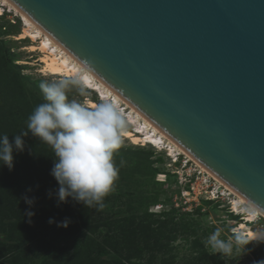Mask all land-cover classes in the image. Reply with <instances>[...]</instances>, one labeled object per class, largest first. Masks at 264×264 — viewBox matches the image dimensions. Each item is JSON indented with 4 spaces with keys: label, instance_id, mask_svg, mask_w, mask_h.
Returning a JSON list of instances; mask_svg holds the SVG:
<instances>
[{
    "label": "water",
    "instance_id": "obj_1",
    "mask_svg": "<svg viewBox=\"0 0 264 264\" xmlns=\"http://www.w3.org/2000/svg\"><path fill=\"white\" fill-rule=\"evenodd\" d=\"M5 1L264 213V0Z\"/></svg>",
    "mask_w": 264,
    "mask_h": 264
},
{
    "label": "trees",
    "instance_id": "obj_2",
    "mask_svg": "<svg viewBox=\"0 0 264 264\" xmlns=\"http://www.w3.org/2000/svg\"><path fill=\"white\" fill-rule=\"evenodd\" d=\"M8 55L0 41V134L11 140L26 130L28 116L42 101L23 86ZM25 144L23 152L14 153L11 171L0 167V264H174L171 217L177 210L149 213L143 198L112 211L108 196L103 210L86 208L71 197L57 207L55 197L48 196L59 187L50 174L51 148L31 136ZM26 196L34 198L32 206ZM29 211L34 215L29 217ZM65 220L67 228L57 226Z\"/></svg>",
    "mask_w": 264,
    "mask_h": 264
},
{
    "label": "clouds",
    "instance_id": "obj_3",
    "mask_svg": "<svg viewBox=\"0 0 264 264\" xmlns=\"http://www.w3.org/2000/svg\"><path fill=\"white\" fill-rule=\"evenodd\" d=\"M39 89L42 102L28 116L26 130L11 136V140L7 133L0 134V167L6 166L11 171L14 153L23 152L25 138L31 136L52 150L54 163L50 174L59 187L49 190L48 196L55 197L57 207L71 197L86 208L103 210L104 199L115 191L120 167L125 164L120 160L118 166L115 161L127 129L124 115L111 99L91 108L78 100L77 95L85 94L84 81L79 75L42 79ZM25 201L29 206L34 204V198L26 196ZM27 215L31 217L34 213L29 211ZM49 223L54 221L50 219ZM68 224L65 220L57 226L67 228ZM223 232L221 227H216L202 241L209 255L241 258L251 251L248 245L264 244V226L253 231L233 227L227 236ZM255 264H264V260Z\"/></svg>",
    "mask_w": 264,
    "mask_h": 264
},
{
    "label": "rangeland",
    "instance_id": "obj_4",
    "mask_svg": "<svg viewBox=\"0 0 264 264\" xmlns=\"http://www.w3.org/2000/svg\"><path fill=\"white\" fill-rule=\"evenodd\" d=\"M19 18V15L13 13H3V16L0 17V41L8 50V58L11 57L14 60V64L17 66L14 70L21 77L23 86L42 101V94L39 89L40 81L62 77L40 73L42 54L37 49L30 50L28 48L36 44H32L29 39H17L21 31ZM76 98L85 105L87 100L94 101L96 104L101 102L95 93L86 90L83 96L77 95ZM127 129L130 130L129 127ZM177 158L178 161L172 163V159L167 157L163 151L158 152L149 146L133 145L129 140L123 138L122 147L116 153L115 161L118 166L120 160H124L125 164L120 167L115 191L108 195L112 202L109 203L112 211L119 208L125 210L127 204L141 201L143 198H147L143 208H146L149 213L171 208L177 210L171 217L175 240L171 245L170 256L174 258V264H186L193 257H199L203 260L199 259L198 264H255L258 259L264 260V244H257L256 242L248 245L251 251L241 258L238 256L222 258L220 254L215 256L208 254L202 241L216 227H221L224 230L223 235L227 236L230 235V229L235 226V223H245V221H243L242 215L235 217L230 213L232 211L230 198L225 196L223 193L225 186L220 183H216L219 187V190L215 191L218 198H213V202L204 200L203 197L196 198L192 194H183L184 187L180 185L174 172L178 174L183 171V166L180 164L183 159L186 160V156L181 155ZM188 168L190 169L188 171L192 172L191 174L194 173L195 169L198 170L192 161H189ZM199 174L198 170L194 179L198 182L202 179L200 177H207L205 174ZM163 175H166V181H158L165 180ZM233 213L237 214L236 212ZM247 225L252 230L264 226V218L261 217Z\"/></svg>",
    "mask_w": 264,
    "mask_h": 264
},
{
    "label": "bare ground",
    "instance_id": "obj_5",
    "mask_svg": "<svg viewBox=\"0 0 264 264\" xmlns=\"http://www.w3.org/2000/svg\"><path fill=\"white\" fill-rule=\"evenodd\" d=\"M3 13H13L20 16L19 20L21 22V31L17 36V39H29L32 44H36L31 45L28 48L30 50L37 49L42 54V56L40 57V62L42 63L41 69L39 70L40 73L55 77L79 75L82 78L83 76L87 75L90 78L91 86L88 83L84 82L86 91L95 93L100 101L111 99L115 104L119 106L120 111L127 121V127L130 128V130L126 129V131L124 132V139L129 140L133 145L143 147L149 146L158 152L163 151L167 157L172 159V163L178 161V156L185 155L182 151L176 148L165 136L158 132L150 123H148L130 106H128L121 98H119L115 93L108 89L91 72L85 69L79 62L68 55L65 51H63L56 43H54L49 37H47L19 11H17L5 0H0V14ZM86 105L91 108L95 107L97 104L94 101L87 100ZM187 159L189 161H192L188 156H186V160ZM196 166L202 172L212 177L197 164ZM215 181L217 182V184H219L217 180ZM218 188L219 187H217L216 190ZM223 193L225 194V196H229L230 198L229 201L232 212H236L237 214L239 213L240 215H242L243 221H245V223H235V226L233 227L238 228L242 231H253L247 224L258 220L261 217H264L247 202L232 194L226 187H224Z\"/></svg>",
    "mask_w": 264,
    "mask_h": 264
},
{
    "label": "built area",
    "instance_id": "obj_6",
    "mask_svg": "<svg viewBox=\"0 0 264 264\" xmlns=\"http://www.w3.org/2000/svg\"><path fill=\"white\" fill-rule=\"evenodd\" d=\"M3 14H0V17H2ZM12 22V21H11ZM186 160L183 159L181 161V164L180 166H183L182 168V172L181 173H176L174 172L176 175H177V179H178V182L180 183L181 186L184 187V190H183V194L187 195H194L196 198L197 197H203L204 200H207V201H214V200H209V199H212V198H218L217 196V193H215L216 191V188L218 187L216 185V181L208 176L207 174L203 173L199 168V175H202V174H205L207 175V177H200L202 178L200 182L194 180L195 179V176H196V173H198V170H194V173L191 174L192 172L191 171H188L190 170L189 168L187 169V166L189 164V161L187 163H185ZM187 169V170H186ZM158 176H160L158 174ZM165 178V180H158V181H161V182H164L166 181V175H163ZM196 181V183H195ZM217 186V187H216ZM219 190V188L217 189Z\"/></svg>",
    "mask_w": 264,
    "mask_h": 264
},
{
    "label": "snow or ice",
    "instance_id": "obj_7",
    "mask_svg": "<svg viewBox=\"0 0 264 264\" xmlns=\"http://www.w3.org/2000/svg\"><path fill=\"white\" fill-rule=\"evenodd\" d=\"M82 79L85 83H88L90 85V78L87 75L83 76Z\"/></svg>",
    "mask_w": 264,
    "mask_h": 264
}]
</instances>
